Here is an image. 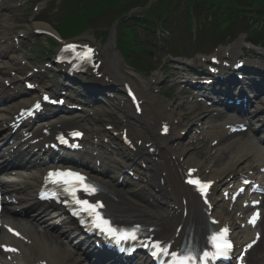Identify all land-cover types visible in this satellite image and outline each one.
Masks as SVG:
<instances>
[{
	"label": "bare ground",
	"instance_id": "bare-ground-1",
	"mask_svg": "<svg viewBox=\"0 0 264 264\" xmlns=\"http://www.w3.org/2000/svg\"><path fill=\"white\" fill-rule=\"evenodd\" d=\"M116 60L117 58L112 56L111 63L114 65ZM119 75L123 79V75L120 73ZM125 77L136 88L140 99L143 101V116L141 119H143L146 127L152 130L154 129L153 123L163 119L164 123L171 125L173 133L167 137L155 136L152 139L148 138L146 142L138 137V130H132L128 133L130 140L135 142L133 147L137 150V156L142 157L144 155L143 150L148 152L146 148H152L154 154L161 156L160 162L153 166L154 179L152 183L157 187L160 186L163 189V193L161 196L157 195L154 197H146L143 193H139L137 197L132 198L120 195L113 185L104 184L102 185L105 191L104 196L101 195L100 198L104 200L108 213L118 219L127 215L138 220H150L154 222L157 229L154 234L159 238H166L174 235L176 228L181 224L183 210L187 212V216H196L201 209L203 210V208H200V200L194 189L184 183V178L188 176L191 170L196 169L195 176L214 181L217 184L223 181L227 175L235 174L238 168H242L243 161L249 157L253 160V163L243 167L242 170L245 171L248 179L254 180V185L260 186L264 184V175L259 173L261 169H264V154L251 143L246 135H239L240 140L238 141L233 140L235 137L224 138L223 135L227 134L224 128L229 123L222 121L220 126L222 130L208 134V136L211 135L213 138L212 143L217 141L214 143V147L218 148L217 152L219 154L216 157H212L208 162H197L186 149L179 148L176 145L181 130L187 128L186 125L181 123L178 114L172 110L167 111V104L159 103L155 97L146 92L144 87H140L137 82H134L129 75ZM17 107L18 109L23 108L24 105L18 104ZM122 107L126 114L129 115L131 110L128 104L123 103ZM198 117L201 118V115H198ZM6 118L3 117L1 122L5 121ZM199 118L195 119L194 124L202 122ZM204 120L206 121V119ZM48 130L51 134L55 132L53 129ZM154 130L156 131V128ZM50 136L47 135V137ZM50 139L51 137L48 140ZM137 142H141L140 147ZM250 172L251 175H249ZM10 184L14 185L16 189H23L26 184L28 185V181L12 180ZM25 195L29 196V192L26 191ZM207 203H209V209H211L212 201L208 200ZM210 218L218 227H231L230 221L223 214L214 212ZM46 223L43 222L45 226H47ZM248 227L245 226L243 229L242 233L245 239L241 241L242 246L246 248L251 244L250 236L253 233ZM25 232L28 234L26 238L29 242L24 244L15 243L18 246L19 254L13 260L19 264H37L40 261L47 264H84L77 259L70 262L73 256L72 252L58 240L48 237L47 234L41 233L36 229L25 230L23 234ZM182 233L183 231L174 239L175 243L182 238ZM63 236L66 235L63 234ZM253 250L255 259H252V263L264 264L263 233L258 244L248 254V259L251 258L250 254ZM99 264L102 263L100 262Z\"/></svg>",
	"mask_w": 264,
	"mask_h": 264
},
{
	"label": "rangeland",
	"instance_id": "rangeland-1",
	"mask_svg": "<svg viewBox=\"0 0 264 264\" xmlns=\"http://www.w3.org/2000/svg\"><path fill=\"white\" fill-rule=\"evenodd\" d=\"M8 3H7V6H9V4L11 3V2H9V0H6ZM37 1H40V0H37ZM62 0H43L42 2H41V11L39 12V14H38V18H44L45 19V21H44V23L45 24H49V23H51L53 20H54V18H55V13L58 11V9L60 8V2H61ZM42 12V13H41ZM14 13V11H9V16H11L12 14ZM52 14H54L53 16H52V18L50 19V16L52 15ZM2 16H5V15H2ZM1 16V17H2ZM3 23H5V24H7V25H13V23H14V21H13V19L12 18H10V19H8V20H6V21H2ZM102 28H107V26L104 24V23H102L101 25H100ZM21 27H22V32L23 33H27V30L28 29H30V27H31V23L29 22V23H27V22H23V24L21 25ZM3 32V29H2V27H1V25H0V36H2V33ZM12 32V31H11ZM11 32H8V34H11ZM14 32V31H13ZM79 39H82V40H84V41H91V40H94V41H96V42H99V40H100V38H98L97 36H95L92 32H88V33H85L84 35H82V36H80L79 37ZM115 43V42H114ZM208 46H209V43H207L206 45H205V47L206 48H208ZM43 47L44 48H47L48 47V45H47V43L45 42V40H41V42H40V45H39V47H33L32 48V51L29 53V55H30V58H31V60H32V64H36V65H39V64H37L38 62H40V59H43L44 61H46L47 59L45 58V57H43L42 55H41V49H43ZM103 48H105V55L103 56V60H105V58L106 57H110V55H111V48H110V45H109V43L108 42H106V43H104V44H101V50L103 49ZM37 53V55L40 57V58H36V54ZM113 53L117 56V59H118V66L116 67L117 68V70H119V72H122V73H127L128 71H129V69L125 66V64L123 63V60H122V58H121V56L119 55V53L118 52H115L114 50H113ZM167 53V51L166 50H162L161 51V54L162 55H159L158 56V58H157V62H159V64L158 65H163L164 63L165 64H168V62H170V60H166V58H167V56H165L164 54H166ZM18 57H19V54L17 55V56H14L13 57V61H10L9 62V59H11L12 58V55H9L8 56V60L5 62V64L4 65H6V66H9V67H12V68H14L15 67V65H16V60L15 59H18ZM43 61V62H44ZM39 67H41V66H39ZM172 67H174V69H172V70H174L175 72L177 71V69L179 70V69H181L182 67L181 66H176V65H172ZM104 70H106V67L104 66ZM107 72V71H106ZM175 72H173V75L175 74ZM107 74H109L108 72H107ZM173 75H171V77L173 76ZM53 75H52V73H48V75H47V77L48 78H51ZM153 76H157V78H158V80H157V83H156V86L157 87H159V88H161V91H162V94L163 95H167V83L165 84V80H166V71H161V68H159L154 74H152L150 77H148V78H146V77H144V76H138L139 77V79L143 82V83H145L146 85H148V87H149V89L151 90V89H153V87H151V83H150V79H151V77H153ZM168 76H170V75H168ZM53 81V80H52ZM171 92H173V91H171ZM159 100H161V96H158V95H155ZM119 98L118 97H116V98H114L113 100H111V101H108V103H107V105H105V104H103V106H102V109L104 110V111H106V112H108V113H112L115 109V107H117L118 106V102H119V100H118ZM264 101V100H263ZM179 106V104L177 103V104H175V107H178ZM261 108H264V106H261ZM199 110H201V109H199ZM178 111V110H177ZM182 112H180V115H184V114H187L188 113V111H187V108H182V110H181ZM202 111H204V110H202ZM197 112V111H196ZM192 118H193V115L192 116H189L188 117V119H186L185 120V122L184 123H191V121H192ZM134 125H132L134 128L135 127H137V124H136V121L134 120V122H132ZM98 129L99 130H102V128H100V127H98ZM193 140V136L190 138V140ZM184 145H186V144H184ZM119 150H120V152L124 155V156H127L129 159H131V160H133V157H131L129 154H128V152H126V151H124L123 149H121V148H119ZM119 154V153H118ZM190 154H192V155H196L195 154V152L193 151V149H190ZM208 154V148H207V146L204 148V150H202L199 154H198V157L200 158V159H202V160H206L205 159V156ZM144 177H142L141 179H142V181H144V180H146L147 179V177H148V175H149V173L148 172H144ZM148 180V179H147ZM144 186V184L141 186V187H143ZM133 190H124V192H126V193H131ZM250 264V263H249Z\"/></svg>",
	"mask_w": 264,
	"mask_h": 264
},
{
	"label": "snow or ice",
	"instance_id": "snow-or-ice-1",
	"mask_svg": "<svg viewBox=\"0 0 264 264\" xmlns=\"http://www.w3.org/2000/svg\"><path fill=\"white\" fill-rule=\"evenodd\" d=\"M89 53L91 52V50H88ZM45 99H47V97H45ZM78 135V133H77ZM50 177H57L60 180L63 181L64 184L66 185H72V190H71V194L75 197V191L74 188L76 185L78 184H83L84 182V178L82 176H80L77 173H73V172H54V173H50ZM189 183H195L201 191H203L207 185H201L199 181H189ZM69 190V189H66ZM85 191L91 193L92 191H94V189L85 186L84 188ZM77 204L81 205V207L91 213L92 215L95 216L96 218V224L95 227L98 228L101 232L104 233H108L111 234L113 236L116 235V230L111 228L110 225H108V222L103 220V218L100 216V214L96 211V209L98 207H101V205H92V204H88L87 201H81L79 199H77L75 201ZM76 214V213H74ZM258 215V214H257ZM255 221V217L253 218V222ZM129 235H131L132 239H135V235L134 234H128V233H121L120 236L118 237V239H125L127 238ZM226 235H227V229H224L221 233H219L218 235H214L212 237V245L213 248L215 249L214 252V257H219V256H223L226 257L228 251L231 249L232 245L231 243L226 239ZM154 248L156 249H160V245L159 244H155L153 245ZM162 252L166 253L167 249H162ZM153 255H157L156 252H153ZM204 259L208 258V253L205 252ZM196 261V257L192 256L191 254L183 257V258H177V256L175 254H173V264H195Z\"/></svg>",
	"mask_w": 264,
	"mask_h": 264
}]
</instances>
